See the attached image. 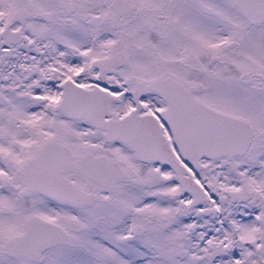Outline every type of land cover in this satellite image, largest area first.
<instances>
[{
  "label": "snow or ice",
  "instance_id": "snow-or-ice-1",
  "mask_svg": "<svg viewBox=\"0 0 264 264\" xmlns=\"http://www.w3.org/2000/svg\"><path fill=\"white\" fill-rule=\"evenodd\" d=\"M0 264H264V0H0Z\"/></svg>",
  "mask_w": 264,
  "mask_h": 264
}]
</instances>
